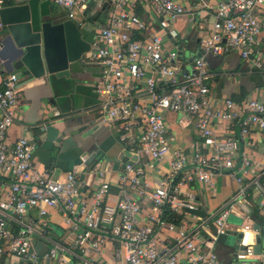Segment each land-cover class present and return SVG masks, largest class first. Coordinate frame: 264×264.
<instances>
[{"label": "built area", "instance_id": "obj_1", "mask_svg": "<svg viewBox=\"0 0 264 264\" xmlns=\"http://www.w3.org/2000/svg\"><path fill=\"white\" fill-rule=\"evenodd\" d=\"M138 1L154 18L146 20L135 12ZM185 1L110 0L106 21L96 29L81 57L83 63L98 68L94 87L99 123L114 125L123 150L136 157L120 170L117 186L121 194L113 202L107 199L108 181L86 195L75 170L54 177L34 167L35 141L24 136L7 141L6 131L15 121L19 104V85L16 72L0 66L7 74L0 88V263L4 257L6 264H95V256L117 242L111 253L115 264H264L262 250L260 254L254 251L258 230L250 222L237 229L241 235L231 262L221 260L214 247L235 208L252 203L248 188L257 192L256 206L264 212V157L258 166L248 156L238 162L237 155L239 139L253 131L264 132V103L224 98L218 106L210 95L212 74L204 56L186 61L176 44L169 47L181 38V31L174 28L181 16L192 17L198 9L210 8L214 19L200 43L203 51L216 56L236 53L264 72L259 50L264 0H218L213 7L199 0L188 10ZM53 2L76 19L87 0ZM3 3L0 0V9ZM168 112L192 118L201 137L200 147L186 151L176 145ZM215 121L237 123L238 138L230 132H215ZM142 156L156 165H167L166 174L154 186L146 181ZM180 174V182L170 186L169 181ZM218 174L229 175L237 188L200 220L193 213L200 205L197 195L182 186H211ZM35 208L38 218L34 221L27 217ZM51 209L64 218L67 239L60 242L50 235ZM164 212L182 218L168 221ZM207 221L215 233L205 237L199 228L207 230ZM163 234L170 236L166 244L161 243ZM42 246L46 249L40 253Z\"/></svg>", "mask_w": 264, "mask_h": 264}, {"label": "crops", "instance_id": "obj_2", "mask_svg": "<svg viewBox=\"0 0 264 264\" xmlns=\"http://www.w3.org/2000/svg\"><path fill=\"white\" fill-rule=\"evenodd\" d=\"M24 1L30 3L31 11L38 13L43 20H53L54 16L66 14V11L53 0ZM198 1L186 0V9L188 10L191 4ZM205 1L213 7L218 0ZM7 2L8 0H4L3 6H6ZM134 10L143 19L154 18L152 11L146 8L141 1L136 2ZM109 11L110 4H108V12H102L99 16L96 11L86 12L83 10L77 14L75 20L79 21L81 26H85L82 38L89 43V46L96 29L106 21ZM213 19V9L210 8L198 9L192 17L188 14L181 16L174 24V28L181 31V40L180 42L173 41L169 47L176 44L179 51L183 53L180 55L181 58L186 61L195 56H204L212 74L208 82L210 95L215 98L218 106L224 98H233L236 101L257 99L264 103L263 71L252 67L249 61L244 60L236 53L216 56L204 52L201 48L200 43L208 36ZM260 20L262 31L259 50H261L264 59V6L261 8ZM4 32L5 27L2 25L0 36ZM81 63L85 66L83 71L71 72L69 76L47 74L33 80H28L26 75L18 77L19 104L15 113V121L6 131V138L10 143L22 136L35 141L36 148L32 153L34 167L40 171H46L54 177H59L68 170H75L82 184L81 192L86 195L97 189L103 180L108 181L111 188L107 199L113 202L121 194L117 186V176L120 170L126 162L135 160L136 157L132 159L133 156L125 154L127 150H123L122 145L118 142L119 133L114 125L99 123V115L96 110L97 95L94 87L99 79L98 68L90 63H83L82 60ZM6 76V73L0 71V88L4 87ZM166 117L177 146L186 151L200 147L201 137L192 118L175 112H168ZM48 123L59 132L63 130L62 138H69V142L65 145L57 143L55 141L56 133L52 135V133L42 131L41 124ZM213 128L219 134L230 132L238 138L239 126L235 122L228 124L215 121ZM237 155L238 162L242 157L248 156L258 166H261L264 157V132L253 131L244 140L239 139ZM140 160L149 186H154L155 181L161 179L168 170L164 163L156 165L146 157H141ZM99 171L102 172V176L99 175ZM181 176L180 174L170 180V186L180 182ZM182 187L185 191L197 195L200 205L193 213L202 220L230 198L237 188V184L229 175L218 174L213 177L211 186L186 183ZM247 191L253 204H241L235 208L227 219L225 232L219 234L214 246L217 255L223 261L231 262L233 260L236 247L228 246L226 240L229 235H233L237 240V229L244 222H250L253 226L258 224L257 236L261 231L264 234V212L256 206L257 192L251 188H248ZM132 196L139 199V195L136 193H132ZM164 216L166 220L173 222H178L182 218V215L176 217L168 212H164ZM27 218L37 220L38 210L33 209ZM49 220L52 239L56 242L67 239L63 215L51 209ZM195 221L193 222L197 223ZM204 224L207 230L199 228L202 236L207 237L209 233H215V228L210 221ZM15 227L14 225L13 228ZM161 237L162 244L170 241V236L167 234H163ZM165 237L167 240H164ZM260 243L263 244L264 239ZM42 247L39 252L45 251L46 248ZM115 247H118L117 242L108 244L101 254L95 256V264H115L111 257ZM0 264H6L4 257Z\"/></svg>", "mask_w": 264, "mask_h": 264}, {"label": "water", "instance_id": "obj_3", "mask_svg": "<svg viewBox=\"0 0 264 264\" xmlns=\"http://www.w3.org/2000/svg\"><path fill=\"white\" fill-rule=\"evenodd\" d=\"M109 3L110 0H87L85 11H96L99 16L108 12ZM0 20L5 27L4 34L0 36V66L8 72H16L18 77L26 75L28 80H33L47 74L69 76L71 72H81L85 68L81 63V55L89 49V43L82 38L85 26L67 14L43 20L38 13L31 11L30 3L8 0L7 5L0 9ZM180 40L177 39L178 42ZM182 54L179 51V55ZM50 125L41 124V130L52 135L56 133L57 143L65 145L69 142V138H62L63 130L59 132ZM125 154L130 156L128 151ZM253 228L259 230V225L254 224ZM263 239L261 231L254 246L256 254L261 253L264 243L260 242Z\"/></svg>", "mask_w": 264, "mask_h": 264}, {"label": "rangeland", "instance_id": "obj_4", "mask_svg": "<svg viewBox=\"0 0 264 264\" xmlns=\"http://www.w3.org/2000/svg\"><path fill=\"white\" fill-rule=\"evenodd\" d=\"M142 157H144V156H142ZM235 240H236V237H234L233 235H229L227 240H226V243L228 246L234 247L235 246Z\"/></svg>", "mask_w": 264, "mask_h": 264}]
</instances>
